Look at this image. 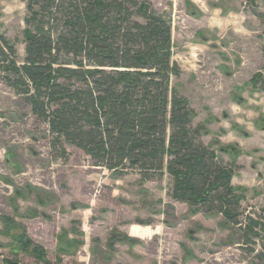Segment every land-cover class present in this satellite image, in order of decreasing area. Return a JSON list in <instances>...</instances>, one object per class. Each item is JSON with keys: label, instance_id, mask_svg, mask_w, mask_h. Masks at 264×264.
<instances>
[{"label": "rangeland", "instance_id": "374dc122", "mask_svg": "<svg viewBox=\"0 0 264 264\" xmlns=\"http://www.w3.org/2000/svg\"><path fill=\"white\" fill-rule=\"evenodd\" d=\"M149 1L171 20L173 60L181 71L172 84L196 111L203 142L237 164L232 182L241 188V223L230 229L221 226L222 214L193 213L172 198L167 174L148 181L136 172L117 177L70 144L63 156L27 96L1 72L0 264L13 257L4 216L24 224L52 260L60 255L64 231L82 241L75 255H61L64 263L264 264V228L255 227L248 237L240 230L249 217L264 224V88L251 83L264 73V1ZM27 16L26 0H0V35L15 44L19 63ZM218 143L236 149L222 153ZM19 260L35 264L24 253Z\"/></svg>", "mask_w": 264, "mask_h": 264}, {"label": "trees", "instance_id": "16d2710c", "mask_svg": "<svg viewBox=\"0 0 264 264\" xmlns=\"http://www.w3.org/2000/svg\"><path fill=\"white\" fill-rule=\"evenodd\" d=\"M26 1L24 61L18 62L15 44L0 35V73L27 96L54 147L67 157L65 144L74 145L117 177L136 172L148 181L167 174L172 198L193 213L222 214L221 226L239 225L241 188L232 182L237 164L203 142L194 125L196 111L172 84L181 71L173 60L170 18L149 0ZM259 1L264 0H247ZM251 83L264 88V73H256ZM218 144L222 153L236 149ZM2 221L13 246V257L4 264H22L21 253L35 264H83L61 258L75 255L82 243L67 231L59 236L60 255L52 260L24 224L12 216ZM257 226L264 228L249 217L240 230L248 237ZM116 234L108 239L109 249Z\"/></svg>", "mask_w": 264, "mask_h": 264}]
</instances>
